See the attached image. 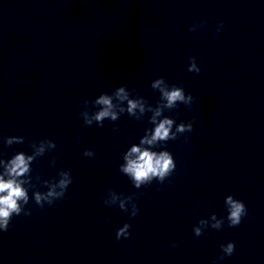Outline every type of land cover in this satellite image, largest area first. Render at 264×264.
<instances>
[{
  "label": "clouds",
  "instance_id": "9594fccd",
  "mask_svg": "<svg viewBox=\"0 0 264 264\" xmlns=\"http://www.w3.org/2000/svg\"><path fill=\"white\" fill-rule=\"evenodd\" d=\"M203 23V22H202ZM201 25H193L189 28V31H195L197 27ZM223 27L221 22L217 31ZM190 63L188 66L189 72L200 73L201 69L196 64V57H190ZM151 88L153 90H158L160 93V99L157 102V107L152 109L149 107L147 110L152 112L149 123L155 125L154 131L150 129L147 130L149 134L140 140V145H133L130 151L125 155L126 165L120 167V171L128 174L132 180L135 182V187L140 188V186L151 184L153 179L157 180L160 184L170 177L176 169V163L173 155L166 150L163 151H152L147 147H142L143 145L153 146L160 144L161 142H167L169 140H176L178 134H184L186 132H191L193 130V123L181 122L177 125L175 132L172 131L173 124L175 120L164 116L163 119L157 122V117H161L165 109L172 110L177 108L178 104H184L190 106L193 102L194 97L191 94H185V90L182 86L169 85L164 77L155 79L151 83ZM115 97L119 101H127V108L120 107L119 113L127 112L133 117H136V112L139 110L141 114L146 111L145 105L148 101L143 97H138L136 99H130V93L126 91L125 86H120L116 89L114 93ZM90 101L84 99L82 101L83 107L89 105ZM95 105L102 106L101 109L91 116H89L87 111H82L81 116L84 117V123L86 126H91L93 121L97 122L98 127H103V121L107 118L110 121H116L118 119V112L114 111L115 105L113 104V97L108 94H102L98 99L95 100ZM139 119V117H136ZM115 130V129H114ZM7 145H12L14 143H21L23 137L11 136L5 137ZM45 145L49 149H55L56 144L52 140H41L39 148L33 153V155L26 156L23 152L16 154L6 165L5 171L0 175V231L6 232L10 226L13 215L19 216L23 213L25 216L31 214L30 210H25L24 205L29 203V198L27 191L22 184L27 183V181L20 180L19 178L25 173L30 171L29 165L36 156L43 155L45 152ZM84 155L87 157H92L95 153L92 150L86 149ZM4 163L3 159H0V164ZM55 163V161H53ZM60 179L49 187V191L45 194L36 192L34 195V200L40 207L44 206L46 202L51 206L54 201L61 200L65 197V193L68 186L72 183V176L69 171L61 170L59 172ZM39 180V177L36 178ZM48 182L46 181L45 184ZM35 187L34 185H30ZM59 191H56V188ZM111 193L112 190L109 189ZM123 195V194H122ZM118 199V197L113 194V204ZM126 199H131V197H126ZM104 204L107 206L109 202L104 199ZM227 216L221 220H217L215 214L212 215L211 219L215 221L212 225L213 229L220 230L224 226L225 219L228 222V227H237L240 225L242 219L248 214L246 205L243 201L235 199L232 195H228L225 200ZM122 211L128 212L125 206V200L119 201L118 206ZM139 212L137 204L132 205V210L130 212V218L135 217ZM201 224H205L206 221L201 220ZM131 225L125 223L122 227L118 228L116 231V239L119 241L121 238L127 239L130 236L129 229ZM194 235L199 237L202 234L201 228L195 227L193 229ZM176 245L173 244V247ZM222 255L218 258L223 260L225 257L231 256L235 250V243L229 242L226 245L221 246ZM215 264V262H214Z\"/></svg>",
  "mask_w": 264,
  "mask_h": 264
}]
</instances>
